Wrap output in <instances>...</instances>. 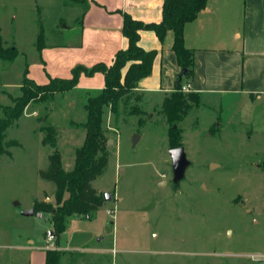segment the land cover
I'll return each mask as SVG.
<instances>
[{"label":"rangeland","instance_id":"obj_1","mask_svg":"<svg viewBox=\"0 0 264 264\" xmlns=\"http://www.w3.org/2000/svg\"><path fill=\"white\" fill-rule=\"evenodd\" d=\"M77 1L0 0L3 45L19 51L12 62L0 58V118L21 95L25 74L38 84L49 83L48 73L71 76L59 46L80 40L84 5ZM40 43L52 54L48 66ZM138 94L123 96L117 115L110 107L103 115L108 163L92 185L113 200L90 216L68 217L59 234L51 211L22 212L35 203L57 207L56 186L43 177L54 148L43 144L41 127L56 128L63 167L72 169L88 94H40L6 130L4 141L15 143L0 157V264L27 263L33 248L49 244L48 229L58 264H264V109L252 116L215 97L191 104L177 122L191 163L175 182L163 104H145Z\"/></svg>","mask_w":264,"mask_h":264},{"label":"crops","instance_id":"obj_2","mask_svg":"<svg viewBox=\"0 0 264 264\" xmlns=\"http://www.w3.org/2000/svg\"><path fill=\"white\" fill-rule=\"evenodd\" d=\"M164 1H77L84 5L80 40L59 46L66 51L59 57H65L66 71L71 72L65 78L72 77V70L78 66L91 69L96 64L112 65L117 52L129 46V39L123 33V13L146 23L159 22L163 18ZM173 40L172 31L164 41L153 30L140 31L139 45L157 52L151 74L142 78L136 88L145 104L163 103L175 88L181 66L172 49ZM184 43L193 50V75L188 82L200 98L215 97L229 110L248 108L252 116L264 109V0H208L197 18L185 24ZM47 51L48 47L42 49L48 66V56L52 58V54L47 55ZM104 87L105 76L99 71L91 76L82 73L74 89L90 96ZM75 216L80 215L72 217ZM47 249L50 248H33L25 264H45Z\"/></svg>","mask_w":264,"mask_h":264},{"label":"trees","instance_id":"obj_3","mask_svg":"<svg viewBox=\"0 0 264 264\" xmlns=\"http://www.w3.org/2000/svg\"><path fill=\"white\" fill-rule=\"evenodd\" d=\"M208 0H165L163 4V18L159 22H143L134 19L128 13H123V33L129 39V46L119 50L112 65L96 64L91 69L78 66L72 70V77H51L47 84H38L25 74L21 85V95L13 99V105L4 107V117L0 118V157L8 154L7 147L14 145L15 141L5 142L6 130L13 125L23 114L26 107L40 94L67 92L75 88L82 73L94 75L103 72L105 87L98 94L87 98V119L84 123L86 135L84 142L76 149L74 166L70 170L63 167L62 158L57 149V130L52 125L41 127L45 132L42 142L54 148L50 155L51 166L43 172V177L52 181L56 186L55 199L57 207H47L35 203V210L41 208L51 211L57 233L65 230V221L73 215L90 216L104 203L102 194L93 187L92 182L103 172L108 163L109 152L106 147L108 138L103 127V115L106 107L117 115L119 103L123 96L138 87L139 81L151 74L156 50H145L139 45L140 31L153 30L164 41L169 31L173 32L172 49L178 57L181 71L175 82L174 90L164 98L162 111L170 124L169 140L174 147L182 146V130L177 122L181 121L191 108V104H198L200 97L196 92L188 94L180 91L183 78L193 75V50L186 48L184 43V26L197 18L199 13L207 6ZM44 44H38L42 50ZM15 46L4 47L0 35V58L14 61L18 56ZM128 65L125 72L123 69ZM186 70V72L184 71ZM136 99H142L138 94ZM68 194V196H67ZM35 211V212H36ZM59 253L49 249L46 251L45 264H58Z\"/></svg>","mask_w":264,"mask_h":264},{"label":"water","instance_id":"obj_4","mask_svg":"<svg viewBox=\"0 0 264 264\" xmlns=\"http://www.w3.org/2000/svg\"><path fill=\"white\" fill-rule=\"evenodd\" d=\"M184 71L186 72V70ZM139 138L140 136L138 134H135L133 137V144H136ZM169 153L173 161V169H174V174H175L174 181L179 182L180 180L184 178L185 172L191 162L188 159L184 146L171 148L169 150ZM214 165L215 164H212V166ZM102 196H103L104 201H111L114 198V194L112 192H102ZM16 204H18V202H16ZM22 214L25 216H33L35 214V209L31 208L29 210H24Z\"/></svg>","mask_w":264,"mask_h":264},{"label":"built area","instance_id":"obj_5","mask_svg":"<svg viewBox=\"0 0 264 264\" xmlns=\"http://www.w3.org/2000/svg\"><path fill=\"white\" fill-rule=\"evenodd\" d=\"M180 91H182L183 93H190L192 92V85L190 82L187 83H182L181 89ZM46 238L47 241L49 242V244L47 245L48 248H51L49 245L54 244V241L56 240V234L53 232V230L48 229L46 231Z\"/></svg>","mask_w":264,"mask_h":264}]
</instances>
